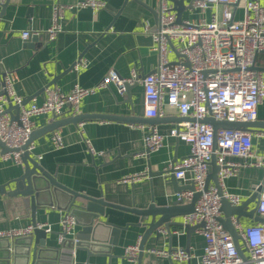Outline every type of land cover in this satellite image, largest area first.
<instances>
[{"label": "crops", "instance_id": "1", "mask_svg": "<svg viewBox=\"0 0 264 264\" xmlns=\"http://www.w3.org/2000/svg\"><path fill=\"white\" fill-rule=\"evenodd\" d=\"M4 1L8 4H0V84L7 73H15L16 93L24 100L34 97L27 105L35 101L43 103L47 97L44 88L56 77L60 79L51 88L64 94H69L76 85L86 89L97 88L94 94L81 101L77 115L67 110L59 119L50 115L34 118L36 131L45 128L53 120L80 115L101 116L78 124H68L45 134L34 142L32 157L70 190L96 198L103 194L107 202L125 208H132L133 205L145 208L152 199L159 206L177 202V191L179 187L185 186L178 180L176 184L169 181L168 175L146 176L135 183L124 181L136 174L147 175L149 170L154 174L164 172L170 164L184 159L190 153L189 144L168 136L177 124L188 121L177 110L166 107L164 116L152 118L155 120L152 124L136 121L150 119L145 117L142 82L158 65L159 55L153 50V41L145 32V26H157L160 0H141V3L134 0H99L105 3V8L98 12L91 8L69 9L83 0H0V3ZM262 4L264 6V0ZM243 6L241 2L233 7L234 20L244 18ZM54 7L64 8L63 31L57 40L49 42L47 36L43 35L39 39L25 42L21 36L23 31H43L52 25ZM201 18L210 21L212 12L195 10L190 0H185L183 22ZM169 59L177 62L179 56L171 49ZM81 61L77 69L68 71ZM111 70L117 72L120 78H129L132 70H136L139 84L123 95L114 84L98 88ZM255 70L264 76V51L257 56ZM102 117L133 118L135 122ZM257 121L264 122V102L259 106ZM149 126H156L161 134L168 136L163 148L151 154L147 153L145 147ZM249 131L254 135L256 154L264 155V136L261 135L264 131ZM55 134L61 137L63 147L54 146ZM3 155L0 149V186L23 173V166L5 161ZM228 161L244 162V159L230 156ZM213 173L211 170L210 175ZM263 179V169L242 168L238 176L225 180L224 188L246 200ZM211 184L214 185L213 182ZM59 206H63V202L59 205L54 203L53 207L40 209L37 213L38 224L50 225L53 230L47 238V248L53 251L43 252L46 261H40V264H139L138 260L130 263L124 253L127 246L137 244L143 235L142 228L133 226L122 232L118 246L112 250L111 259L104 255L89 256L88 251L81 248H77L74 253L71 248L63 249L59 235L62 232L61 221L66 213ZM76 216L79 224L86 223L90 218L82 212ZM183 217L174 218L173 221L182 222ZM101 220L125 226L138 223L140 219L135 214L106 208L105 217ZM250 223L249 220L244 221L246 225ZM30 225L32 218L23 207L22 198L0 194V231L22 229ZM80 229L81 226H77L76 235ZM175 230L180 228L172 227V239L163 231L158 241L155 236L148 239L142 264H188L158 257L150 252L151 249H186L189 246V252L193 255L192 262L202 255L205 239L198 230L191 234L189 240L187 230L182 234H177ZM0 244L6 245L5 241H0ZM15 263L12 258L10 264ZM16 264H25L24 256H20Z\"/></svg>", "mask_w": 264, "mask_h": 264}, {"label": "built area", "instance_id": "2", "mask_svg": "<svg viewBox=\"0 0 264 264\" xmlns=\"http://www.w3.org/2000/svg\"><path fill=\"white\" fill-rule=\"evenodd\" d=\"M195 10L211 11L212 19L201 18L196 21L177 23V15L169 0H160L159 21L156 27L146 24L145 32L153 41V50L159 55V63L153 72L147 75L142 84L144 87L145 117L159 118L165 114V108L177 110L182 118L188 121L177 124L169 132L170 137L190 145V153L184 159L170 164L175 178L183 186H194V191L177 192L176 201L188 204L195 193H201L193 213L185 215L182 228L177 234L186 232L187 227L203 226L198 232L205 239L204 251L195 262L193 255L184 248L173 250L151 249L158 257L188 264H247L238 253L231 234L224 228L220 219L224 217L221 210L222 197L215 185L206 189L210 174V164L215 155L220 166L219 183L223 197L234 206L239 207L245 201L240 195L230 193L224 188L227 178L238 176L242 168L264 170V155L259 156L254 150L251 131L219 129L214 132L213 126L206 123L207 118L216 121L251 123L258 119L259 106L264 102V76L254 69L257 56L264 51V6L262 0H190ZM243 2L244 18L236 21L232 17L233 7ZM74 8H91L98 12L105 8L99 0H83ZM64 8L54 7L52 25L43 31L26 30L22 32L24 41L46 35L49 42L57 40L63 31ZM176 45L179 60L172 64L169 59L170 44ZM82 63L79 62L78 66ZM138 79L136 70L129 78H120L111 70L98 88L114 84L120 94L125 93V85L133 84ZM17 77L9 72L4 77L7 97L16 105H22L24 98L15 91ZM97 88L86 89L76 85L69 94L48 88L46 100L36 101L21 107L20 122L12 120L5 113L7 97H0V139L13 150L3 155L5 161H12L23 166L21 150L35 131L34 118L50 115L61 118L67 110L74 115L79 112L81 101L96 92ZM264 136V134H261ZM168 136L161 134L156 126H149L145 136V147L148 154L163 148ZM215 141L217 143L214 148ZM56 148L63 147L58 134L53 136ZM34 143L28 146L32 152ZM20 150V151H16ZM242 157L244 162L228 161V157ZM148 174H136L125 178L126 182H139ZM256 214L264 218V189L256 205ZM244 218L232 216L231 221L240 237V245L248 262L264 264V223L251 220L244 224ZM62 232L59 243L63 245L73 239L75 243L77 225L75 218L65 215L61 221ZM44 229L52 233L50 225L38 224L22 229L0 231V239L14 241L29 237L35 229ZM166 232V231H163ZM140 241L127 246L125 257L130 263H136L140 254Z\"/></svg>", "mask_w": 264, "mask_h": 264}, {"label": "water", "instance_id": "3", "mask_svg": "<svg viewBox=\"0 0 264 264\" xmlns=\"http://www.w3.org/2000/svg\"><path fill=\"white\" fill-rule=\"evenodd\" d=\"M127 2L129 0H126ZM138 3H141V0H134ZM174 5V11L177 13V23L184 24L183 22V12L185 10V0H169ZM6 3V4H5ZM2 6H6L8 2L4 1L0 3ZM43 35L39 37H32L25 42H31L35 40V38L39 39ZM171 49L179 56L174 43L170 44ZM180 57V56H179ZM82 57L80 58V60ZM177 62H172V64H176ZM78 63L74 64L68 71L75 69ZM255 69V66H254ZM60 77L54 78L48 86L44 88L47 90L52 86L56 85ZM139 79H137L133 84L125 85V93H128L132 87H135L139 84ZM5 82L2 81L0 84V97H7ZM34 97L25 99L22 105L13 104L11 99L7 97V107L5 113L11 115L12 120L16 122H20V113L21 107L26 106ZM16 112V114H13ZM100 118L101 116H86L80 115L76 117H70L63 120H53L51 124L42 128L41 130H36L31 135L27 144L21 149L24 151L22 154V163H23V173L18 176L16 179L0 186V194L7 195L10 198H22L23 207L26 211L31 215L32 218V226L37 227V213L41 209L53 207L54 203L61 204L63 202V206H59L60 210L65 211V215L70 214L75 218L76 225L81 226V229L78 231L76 235L77 243L74 241L67 240L63 245V249L71 248V252L77 248L84 249L88 251L89 256H97L104 255L109 259L112 258V250L114 247L118 246L119 238L121 237L122 232L128 231L130 226L138 227L143 229V235L140 237V254L138 257L139 264H142V259L145 251V246L148 239L151 236H155L158 241L161 237L162 231H166L167 234L173 238L172 227L176 226L178 228H182V223L178 221H173L174 218L182 217L188 214H191L195 210V205L199 200L201 193H195L193 199L188 204H182L180 202H174L171 205H163L159 206L156 204L154 199H152L151 203L145 208H137L133 205L132 208H125L117 204H113L111 202H107L103 194L100 197H91L84 194L77 193L69 188L63 186L57 181V177L55 175H51L48 173L41 164L32 157L31 152H28V146L34 143L37 139L44 136L49 132H54L57 129L64 127L68 124H78L87 119L92 118ZM102 119L109 120H117L125 121L127 123L135 122L133 118H119V117H102ZM137 122L149 123L152 124L154 119H139ZM206 123L213 126L215 135L219 129H229V130H242L248 131L251 129H261L264 131V122H251V123H240V122H227V121H216L213 118H207L205 120ZM217 143L215 141L214 148L216 149ZM0 149L3 154L8 152H12L10 148L6 146L0 139ZM20 151V150H16ZM173 162L172 164H174ZM220 166H218L216 162L215 155L212 158L210 164V173L211 170L214 171L213 175L208 176L206 181V189L209 187L211 182L217 187L219 195L222 197V207L221 210L224 214V217L220 219L224 228L231 234L238 249L239 255L247 261V264H253L248 262V259L241 248L240 245V237L238 232L236 231L234 225L232 224L231 217L237 216L239 218H247L256 223H264V218L260 217L256 214V205L258 200L260 199V193L264 189V179L261 184L255 186L253 194L247 198L243 204L239 207L232 206L227 199L223 197V190L219 183L218 173L220 171ZM168 175L169 181L176 184L178 181L175 178L174 171L172 169L165 170L164 172H157L154 174L149 170L148 177H153L156 175ZM14 186V187H13ZM183 190L194 191V186H185L179 187L177 192H181ZM106 208L116 209L123 212H128L130 214H135L139 217V222L135 224H126L125 226H119L116 224H112L109 221H103L101 218L105 217ZM82 212L86 214L90 218L86 223L79 224V220L77 218V213ZM203 225L197 226H189L187 227V236L188 240L193 232L197 231ZM164 229V230H163ZM109 230V231H107ZM177 230H175L176 232ZM109 232V233H108ZM108 238H104V237ZM47 238L48 233L44 229L36 228L34 234L25 237L18 238L13 241V243L8 239H0V241H5V246L0 244V263L10 264L12 258L17 260L20 256H24L25 264H40V261H46L43 257V252H52V249L47 248ZM24 245V247H21ZM55 251V250H54ZM186 251L189 252V246H187ZM15 263V264H16ZM110 263V262H109Z\"/></svg>", "mask_w": 264, "mask_h": 264}, {"label": "rangeland", "instance_id": "4", "mask_svg": "<svg viewBox=\"0 0 264 264\" xmlns=\"http://www.w3.org/2000/svg\"><path fill=\"white\" fill-rule=\"evenodd\" d=\"M245 220L244 221H246V220H250V219H247V218H244Z\"/></svg>", "mask_w": 264, "mask_h": 264}]
</instances>
